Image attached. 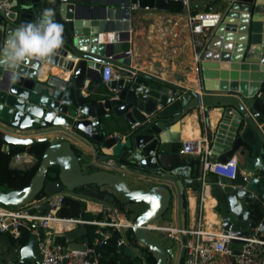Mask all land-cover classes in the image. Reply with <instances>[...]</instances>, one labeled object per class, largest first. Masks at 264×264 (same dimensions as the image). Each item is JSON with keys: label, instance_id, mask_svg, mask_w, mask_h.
<instances>
[{"label": "water", "instance_id": "1", "mask_svg": "<svg viewBox=\"0 0 264 264\" xmlns=\"http://www.w3.org/2000/svg\"><path fill=\"white\" fill-rule=\"evenodd\" d=\"M172 1L116 0L126 9L121 12L123 29L114 32V25L98 13V7L79 0H0V45L20 24L35 21L45 8H52L56 21L63 25L64 44L47 63L72 70L65 80L49 75L38 81V70L46 61L31 59L18 67L13 81L7 70L0 68V124L17 131L55 134L51 142L49 136H19L0 128V138L7 142L17 138L50 141L28 185L0 188V204L25 206L42 191L51 195L62 189L101 200L124 219L129 203L143 204L145 208L130 220V231L137 245L152 253L155 264H167L168 258L175 256L176 241L172 239L165 247L149 236L148 230H153L155 221L168 210L173 192L169 184L154 183L153 179L171 178L181 196L187 188L200 191L198 168L181 165L172 144L181 142L177 122L202 106L219 111L204 130L213 150L219 152L218 161L225 162L233 154L239 157L234 178L206 179L207 193L215 203V220L220 229L230 227L242 237H248L250 229L257 226L264 240V0H219L226 4L221 22L194 65L197 92L129 66L131 5L169 10ZM101 63L118 68L120 75L96 90L90 81H100ZM172 88L174 101L167 103ZM134 122L138 124L132 128ZM81 137L93 142L94 153L74 151V141ZM104 149L110 150L104 153ZM223 151L226 153L221 155ZM99 160H113L114 167L98 166ZM52 166L59 169L57 181L47 180ZM122 168L135 174L131 180L144 187L133 188L120 172ZM102 187L108 189L102 192ZM242 241L232 239L231 243ZM70 248L83 250L85 245L71 242ZM117 248L136 256L125 243ZM19 256L41 260L35 235L19 249Z\"/></svg>", "mask_w": 264, "mask_h": 264}, {"label": "built area", "instance_id": "2", "mask_svg": "<svg viewBox=\"0 0 264 264\" xmlns=\"http://www.w3.org/2000/svg\"><path fill=\"white\" fill-rule=\"evenodd\" d=\"M67 2L68 0H59ZM181 1L183 6L188 8V0ZM138 7L132 5L131 8ZM148 9V8H145ZM222 14L219 12H201L188 14L186 23L191 38L192 57L194 61L200 59L201 51L206 47L211 36V32L221 22ZM129 52V51H128ZM110 58V57H109ZM114 67L109 63H101L99 70L100 81L106 83L113 78ZM118 77V76H117ZM116 77V78H117ZM173 100L167 99V103ZM138 122H134L131 127H135ZM20 133V132H18ZM19 136H30L25 133L15 134ZM204 144L201 140H186L182 144L181 153L195 155L200 159V168L197 178L201 183L200 206L196 218V226L193 228H179L174 226H154V230L167 232V236L176 241V253L172 259L175 264H264V240L259 237L257 226L250 229L248 237H242L240 231H234L230 227L226 230H213L203 227L202 202L203 195L207 193L206 179L209 172L215 176H222L229 180L235 177L239 159L237 154H233L225 162L208 161L205 158ZM98 166L110 167L113 160H99ZM171 172H173L171 170ZM208 194V193H207ZM66 197L82 199L77 194H69L62 191L51 195H44L35 198L25 206H4L0 205V235L9 233L13 240H20L24 232L28 238L35 235L38 251L41 260L31 258H21L20 256L5 264H100V252L98 246L112 236L115 229L120 234L122 229H130V220H118L116 212L112 206H106L103 210L104 219L86 220L80 215L76 217H61L59 210ZM46 203V208H43ZM35 211L30 213L29 210ZM46 210V211H44ZM128 222L129 224H127ZM56 224V228L53 225ZM75 225H93L94 237L91 242L82 243L85 249H72V240L66 235ZM183 236H187L183 238ZM28 238L26 242L28 241ZM232 239H241L242 242L231 243ZM19 246V249L26 244ZM125 243V239L120 236L116 241V247Z\"/></svg>", "mask_w": 264, "mask_h": 264}, {"label": "crops", "instance_id": "3", "mask_svg": "<svg viewBox=\"0 0 264 264\" xmlns=\"http://www.w3.org/2000/svg\"><path fill=\"white\" fill-rule=\"evenodd\" d=\"M60 2L59 0H57ZM80 4L90 6L91 8L98 7V13L104 14L107 18L111 15L109 20L114 25L113 31L117 32L123 29L121 20V12L125 11V7H120L116 0H79ZM132 6V5H131ZM226 4L219 0H188V8L184 6L183 11L172 12L170 10H158V9H145V8H131L130 7V29H129V53L130 63L129 66L135 70L142 71L156 76L165 83H172L185 88L193 89L195 92L199 91L198 76L195 70V61L192 57L191 38L189 35L186 17L188 14H197L201 12H219L224 14ZM94 12V11H93ZM216 28L212 30L214 33ZM72 70L64 69L62 66L43 62L36 80L45 81L49 75L57 76L61 79H67ZM120 75L119 69H113V78ZM90 83L94 84L96 90H101L105 83L97 80H91ZM165 83L162 86H165ZM88 84V81L86 82ZM86 94V92H84ZM175 89H171L169 97L174 98ZM174 99L171 101L173 102ZM170 102V103H171ZM218 109H206L202 106L199 108H193L183 115V117L177 122L176 130L179 132L181 142L172 144V152H178L181 157V165L183 166H196L199 170L201 164L200 159L195 155L182 154V144L186 140H201L204 144V149L207 150L205 158L208 161H218L219 152H216L211 147L210 142L207 140L204 132L206 123H210L216 119L219 115ZM176 125V124H175ZM175 125L173 127H175ZM0 128L12 133L20 134L25 133L35 138H41L49 136L51 142L55 140V134L46 132V130L38 131H17L10 129L0 124ZM20 132V133H18ZM113 134V133H112ZM74 145L79 150V154L94 153L96 146L88 138L77 139L74 141ZM95 148V149H94ZM94 149V150H93ZM110 149H104V153H108ZM226 151L221 153L224 154ZM239 159V157H238ZM35 157L24 151L22 154H17L12 157L10 164L12 167L19 169H25L31 166L35 162ZM114 167V166H112ZM120 172L126 174L130 180V184L133 188L144 187L143 184L132 181V177L135 174L131 173L126 168H122ZM211 172L207 174V178L214 177ZM154 183L169 184L173 189V198L170 204L169 224L164 226H174L179 228H193L196 226V218L200 204L199 191H193L190 188L186 189V195L181 196L178 188L173 183L171 178H155ZM103 190H107V187H102ZM85 202V211L92 214H101V219H104L103 210L108 204L101 200L82 197ZM206 201V202H205ZM214 200L207 194L203 195L202 202V215H203V227L213 230H219L220 227L216 222V214L214 211ZM264 204V202H263ZM145 208V207H144ZM46 211V210H44ZM118 220H123L124 217H120L119 214H115ZM157 219L155 225H158ZM124 221V220H123ZM56 224L53 227L56 228ZM82 228V232L77 235L71 236L70 231L66 232V235L72 240V242L85 243L88 242L87 225ZM75 228V227H74ZM154 230V229H153ZM149 235V234H148ZM187 236H183L186 238ZM125 239V238H124ZM125 245L135 252L136 255H140L136 252L135 248L139 250L140 246L136 244L133 248L125 241ZM142 258L141 264H147L145 259ZM223 261H217L216 264H221Z\"/></svg>", "mask_w": 264, "mask_h": 264}, {"label": "trees", "instance_id": "4", "mask_svg": "<svg viewBox=\"0 0 264 264\" xmlns=\"http://www.w3.org/2000/svg\"><path fill=\"white\" fill-rule=\"evenodd\" d=\"M172 12H179L184 10V6L181 1L174 0L172 1L170 8ZM50 144V141L47 140H37V141H28L25 139H13L11 141H5L0 138V188L3 190L18 189L23 188L30 182L31 177L38 168L41 156ZM5 146H8V149H5ZM26 151L28 154H31L35 157V162L25 169H19L12 167L10 161L13 156L19 154L20 152ZM76 152V151H75ZM77 153V152H76ZM79 154V153H77ZM58 167L52 166L49 168L47 173V180H58ZM102 192H105L102 191ZM46 195L44 191L40 192L36 198ZM254 209H257L256 206H253ZM264 211H261L263 214ZM59 215L61 217H76L80 215L83 219L86 220H101V214H92L85 211V202L80 199H74L71 197H66L62 207L59 210ZM96 227L93 225H87V236L88 242H91L94 237V229ZM121 234L115 229L112 231V236L105 242V244L98 246L97 250L100 252V264H137V259L142 256L147 264H155V259L152 253L145 247L139 248V254L135 257H132L128 254H125L123 251L118 250L116 247V241L120 238ZM127 242L136 245V240L133 237L130 229L126 230ZM28 238L26 232H24L23 237L19 240L20 244H24Z\"/></svg>", "mask_w": 264, "mask_h": 264}, {"label": "clouds", "instance_id": "5", "mask_svg": "<svg viewBox=\"0 0 264 264\" xmlns=\"http://www.w3.org/2000/svg\"><path fill=\"white\" fill-rule=\"evenodd\" d=\"M54 3V0H51ZM55 10L45 8L35 21L22 23L0 45V68L17 79L18 67L31 59L52 62L63 47V25L55 19Z\"/></svg>", "mask_w": 264, "mask_h": 264}, {"label": "rangeland", "instance_id": "6", "mask_svg": "<svg viewBox=\"0 0 264 264\" xmlns=\"http://www.w3.org/2000/svg\"><path fill=\"white\" fill-rule=\"evenodd\" d=\"M74 151H76L77 153H80L79 150L76 148L75 145H73ZM82 168L83 170H86V167L82 164ZM171 187V186H170ZM171 190L173 192V189L171 187ZM62 192H67L69 194H74V191H69L66 189H62ZM174 194V192H173ZM80 197H84V196H80ZM119 199L124 202V198H122L121 196H118ZM87 198V197H85ZM173 201H174V197L172 196ZM1 205V204H0ZM144 209V205L140 204V203H129V209L126 211V219L127 220H132L134 218V216L136 214H138L139 212H141ZM169 215H170V207L168 208V210L160 217V220L157 221L158 225H168L169 224ZM82 228H84V226L81 225H75V228L72 229V231L68 234H70L71 236L77 235L80 232H82ZM87 228V227H86ZM87 231V230H86ZM121 236L123 238H125V241L127 242V237H126V230L122 229L121 230ZM148 234L149 236H151L152 238L158 240L162 245H164L165 247H168L172 244V238L167 236V232L165 231H161V230H148ZM128 243V242H127ZM20 242L19 240H13L9 233H3L2 234V240H0V264H5L8 261H12L15 260L19 257V246H20ZM128 245H130L132 248L136 245H132L130 243H128ZM137 248V246H136ZM136 252H140L138 249H136ZM137 264H141L142 263V258L137 259ZM30 264H34L33 261L29 260ZM167 264H175V262L171 259L168 258L167 260Z\"/></svg>", "mask_w": 264, "mask_h": 264}, {"label": "bare ground", "instance_id": "7", "mask_svg": "<svg viewBox=\"0 0 264 264\" xmlns=\"http://www.w3.org/2000/svg\"><path fill=\"white\" fill-rule=\"evenodd\" d=\"M206 195H207V193H206ZM206 202V201H205ZM120 217H122L121 215H120ZM123 218V217H122ZM122 222H124V221H122Z\"/></svg>", "mask_w": 264, "mask_h": 264}]
</instances>
